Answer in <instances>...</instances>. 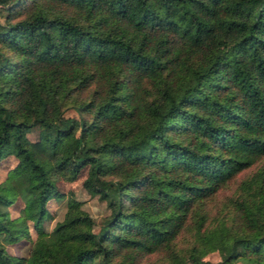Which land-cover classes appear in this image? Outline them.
Segmentation results:
<instances>
[{
    "label": "trees",
    "instance_id": "1",
    "mask_svg": "<svg viewBox=\"0 0 264 264\" xmlns=\"http://www.w3.org/2000/svg\"><path fill=\"white\" fill-rule=\"evenodd\" d=\"M0 16V160L16 158L0 264H139L190 218L192 244L162 264H264V0H0ZM256 163L230 221L207 225L203 202ZM83 168L109 210L98 230L56 183ZM51 198L65 210L47 231Z\"/></svg>",
    "mask_w": 264,
    "mask_h": 264
},
{
    "label": "rangeland",
    "instance_id": "2",
    "mask_svg": "<svg viewBox=\"0 0 264 264\" xmlns=\"http://www.w3.org/2000/svg\"><path fill=\"white\" fill-rule=\"evenodd\" d=\"M1 18V16H0ZM63 115L66 117L77 116L75 110L72 107H66ZM38 125H34L27 132V136L31 140L38 138ZM16 158L12 155H8L0 160V181H2L8 170L15 164ZM258 163L251 165L248 168L243 169L235 177L230 179L227 183L222 185L213 196L206 199L202 204V210L206 212V224L212 225L219 219H224L227 222L230 221L231 215L234 212V199L240 192V181L244 176L256 169ZM87 169L83 168L77 177L72 180L59 179L56 181L58 189L66 193V195H73L81 203V206L86 210L91 217H93L92 228L94 230L99 229L101 218L106 215L109 210L105 200L100 199L97 195H91L87 192L82 184L83 178L86 176ZM65 198L58 200L51 198L47 202V207L52 213L51 218H45L42 221V226L45 230H50L56 220L60 219L65 210ZM23 205V201L20 196L16 197L12 204L8 206L9 213L13 216L18 214L20 208ZM188 224L181 229L176 238L173 241V245L170 248H161L158 251L144 254L139 259V264H162L166 263L172 251H178L180 254L185 253V250L192 244L195 238L194 229L191 227V218L187 221ZM30 239H20L12 243H7V250L15 255H27L29 253L32 241L36 236V232L31 226ZM202 257L212 264H220V253L217 249H209L202 254ZM233 264H245L239 261Z\"/></svg>",
    "mask_w": 264,
    "mask_h": 264
}]
</instances>
